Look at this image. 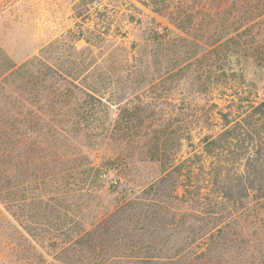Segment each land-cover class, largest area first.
<instances>
[{"label":"trees","instance_id":"1","mask_svg":"<svg viewBox=\"0 0 264 264\" xmlns=\"http://www.w3.org/2000/svg\"><path fill=\"white\" fill-rule=\"evenodd\" d=\"M141 4L182 34L155 24L139 57L120 43L101 64L99 23L20 65L0 46V202L23 262L264 264V96L242 68L264 77V0Z\"/></svg>","mask_w":264,"mask_h":264},{"label":"rangeland","instance_id":"2","mask_svg":"<svg viewBox=\"0 0 264 264\" xmlns=\"http://www.w3.org/2000/svg\"><path fill=\"white\" fill-rule=\"evenodd\" d=\"M93 1L0 0V46L20 65L39 56L42 49L47 48L52 42L64 39L70 32L78 31L80 27L93 31L95 25L99 23L102 31L107 27L106 31L110 34L111 40V43L108 42L95 51L96 54L101 52L103 56L99 62L101 64L114 49L112 46L117 47L120 43H124L129 51H133L131 46L135 42L137 50L132 54L139 57L147 44L149 30L155 24L168 27L176 34H182L166 18L146 9L141 4L143 0H95L102 5L97 3L93 5ZM80 9L85 10L82 17L77 14ZM130 16L135 18L134 23L129 21ZM103 20L107 21V25ZM84 47H87L84 41L78 44L79 50ZM119 65L122 66L121 63L117 66ZM243 67L247 81L257 84L263 97L264 77L251 62L242 65ZM199 104L202 107L208 103L199 100ZM218 130L219 128L212 127L209 133ZM206 133L207 130L197 131V134ZM189 151L190 149L186 148L185 154ZM26 237L25 232L0 202V264H24ZM40 251L48 253L49 249L42 245Z\"/></svg>","mask_w":264,"mask_h":264}]
</instances>
